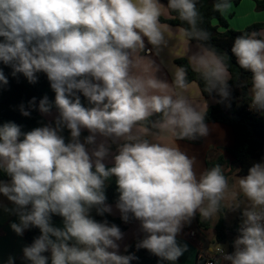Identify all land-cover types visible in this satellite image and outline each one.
<instances>
[{
	"label": "clouds",
	"instance_id": "clouds-1",
	"mask_svg": "<svg viewBox=\"0 0 264 264\" xmlns=\"http://www.w3.org/2000/svg\"><path fill=\"white\" fill-rule=\"evenodd\" d=\"M198 2L0 0V64L29 84L44 73L55 93L54 102L45 95L38 105L33 97L20 113L57 111L27 132L12 121L0 124V172L8 177L0 180V195L12 205L0 201V209L18 217L10 224L18 236L31 228L40 232L22 249L28 264L137 259L120 254L125 233L119 226L95 218L113 212L106 202V182L113 177L121 220L138 221L144 234L137 250L177 264L188 251L178 241L184 227L197 215L219 219L228 200L227 211L240 214L233 251L209 244L203 252L208 264H264V159L232 180L219 163L197 173L196 157L177 143L218 131L208 123L204 96L231 108L232 58L250 74V80L236 81L247 89L249 109L264 113V27L237 35L230 56L211 43ZM231 7V0L212 3L221 16ZM162 17L180 23L173 27ZM165 50L171 81L158 75L160 64L152 58ZM189 71L202 85L198 91ZM8 84L0 68V88ZM53 216L62 218V227Z\"/></svg>",
	"mask_w": 264,
	"mask_h": 264
},
{
	"label": "trees",
	"instance_id": "trees-1",
	"mask_svg": "<svg viewBox=\"0 0 264 264\" xmlns=\"http://www.w3.org/2000/svg\"><path fill=\"white\" fill-rule=\"evenodd\" d=\"M242 0H231L232 4H239ZM257 3V8L259 10L264 9V0H254ZM166 2V0H164ZM213 0H199L198 9L201 14L204 16V24L212 33L211 43L215 45L219 50L228 52L231 56V46L234 38L242 34L245 31L258 30L259 28L264 27L263 23L254 24L249 26L243 31H237L231 29L228 25V21L224 16H221L220 13L214 12L212 10ZM215 21L219 22V25L225 28V31L220 32L218 26L214 24ZM162 22L172 24L176 26L180 23L179 20H170L163 19ZM193 43H195L193 41ZM177 64H187V60L179 59L176 61ZM230 65V71L233 74V81L230 83L232 87L233 101L231 108H226L222 104H216L209 108L208 111V123H222L232 128L235 138V143L233 149L230 150V154L233 157V163L239 168V175H245L247 173L248 167L252 163L261 161L262 151L264 147V117H257V112L249 111L248 108V98H247V89L237 86L238 80H250V74L246 71H243L236 64L235 58H232L228 61ZM0 68H3L5 75L8 77L9 84L3 88H0V124H3L8 121L15 122L17 125L21 126L23 132L30 131L31 129L39 126H43L48 123L42 114L38 110H31V115L28 117L23 116L19 111V106L24 104L27 108L28 101L33 97L36 98L37 105L39 100L45 95L49 98L50 102H54L55 93L50 87V83L47 79V76L44 73H38V81L35 84H29L26 78L22 74H18L16 77L11 75V68L0 64ZM189 79L193 80L194 83L198 84L194 74L189 71ZM199 87L202 85L198 84ZM206 98L208 97L205 94ZM81 102L87 105V101L83 96H81ZM53 110H56L55 107ZM66 140L69 137L67 130L63 132ZM189 142V141H188ZM201 140L193 141L191 143H200ZM219 163L220 165H226L227 161L224 157H219L213 162L207 163V167H212L214 164ZM8 177L0 172V180H7ZM106 196L108 204H115L118 198V192L116 191L115 178L113 177L109 183H106ZM223 213V209L221 210ZM95 216V213H93ZM97 220L107 219L110 224H116L120 227L122 231L126 230L130 224L135 220L130 221L129 223H124L120 217H112L109 214H106L105 217L95 216ZM53 220H60L62 218L59 216H53ZM228 229L226 222L223 216L220 218L219 222L216 225V240L219 243H226L228 239ZM235 233L234 231H232ZM40 235L39 229L31 228L26 230L25 239L27 244L30 245L33 240ZM136 243L132 244L127 252V254H134L137 259L133 260L131 264H167L165 261L159 260L158 257L150 254L147 250L140 249L137 250L135 247ZM47 255V254H46ZM23 255L20 256L15 264H28L23 258ZM177 264H184L180 260ZM199 264H204V259L199 260Z\"/></svg>",
	"mask_w": 264,
	"mask_h": 264
},
{
	"label": "crops",
	"instance_id": "crops-1",
	"mask_svg": "<svg viewBox=\"0 0 264 264\" xmlns=\"http://www.w3.org/2000/svg\"><path fill=\"white\" fill-rule=\"evenodd\" d=\"M223 16L227 19L229 27L237 31H243L254 24H264V9L259 10L257 8V3L254 0H242L237 5L232 4L231 9ZM162 18L166 19L165 17ZM214 24L218 26V30L220 32L225 31V28L221 27L218 21H215ZM152 58L156 60L157 64H160V72L158 75L171 81L172 77L167 68V63L170 59L167 50L162 52L160 57L153 56ZM161 60H163V63H161ZM176 61L174 62L176 63ZM192 87L194 91H198L199 89V86L196 83H193ZM204 98L208 101L209 108L216 105L213 98ZM55 115H57V111L53 110L51 116H42L49 123L52 121ZM212 124L218 126V131L212 132L209 137L201 140L200 143H191L188 141H178L177 143L179 144L181 150L186 151L189 156L196 157L197 164L195 165V168L197 173L206 168L207 163L213 162L219 157H224L227 161L226 165L224 166L226 175H228L230 178L231 176L237 177L239 175V168L233 163V157L230 154V150L233 149L235 143L233 130L231 127L222 123H209L210 126ZM221 132L224 134L223 138L220 137ZM86 135H88V133L87 131H84L82 133V137ZM229 168H231V171H228ZM111 180L112 178L106 183H109ZM0 201H3V203L9 208L12 207V205L2 195H0ZM110 205L113 208V212L110 215L112 217H120V213L118 210H116L115 204ZM224 208L225 207L223 206L222 209L224 210ZM239 215L240 214L238 212V218ZM222 216L223 214H221L219 220ZM219 220L213 223V220H202L197 215L190 225L184 227L182 233L178 236V241L191 246L195 250L194 252L196 255L195 260L193 261L192 259L194 258V255L191 251L192 248L189 249L188 247V251L180 258L181 262L184 264H199V260L204 259L207 256L204 255L203 252L208 248L210 242H214L216 240V229L213 228V225L216 227ZM13 222L18 223V217L13 214L6 213L3 211V209H0V264H6L10 256L14 257L16 261L20 256L23 255V247L28 245L25 239L26 231L22 236H18L10 228V224ZM53 223L58 227L63 226L62 221L60 220H53ZM232 231L237 232L236 229ZM123 232L125 233V237L121 242H119L120 254L126 255L125 247H127L128 250L132 244L137 243L138 240L142 239L144 234L140 231L138 221H134ZM191 232H195L196 235L194 237L191 236ZM188 257L191 259V261H188Z\"/></svg>",
	"mask_w": 264,
	"mask_h": 264
},
{
	"label": "rangeland",
	"instance_id": "rangeland-1",
	"mask_svg": "<svg viewBox=\"0 0 264 264\" xmlns=\"http://www.w3.org/2000/svg\"><path fill=\"white\" fill-rule=\"evenodd\" d=\"M45 119V118H44ZM230 179H235V177L234 176H231V178ZM230 201H228V200H226L225 202H224V210H223V212L225 211V213L223 214L222 212L220 213V215H219V217L221 216V214H223V217H224V220H225V222H226V225H227V229H228V239H227V242L226 243H219L218 241H214V242H210V244L211 245H215V243L217 242L218 244H221V245H223L224 247H225V249H230V248H232V242H233V240L236 238V236L238 235V232H235V233H233L232 232V230H234V229H238V226H239V218L237 217V213L238 212H231V211H227V205H228V203H229ZM217 217H213L211 220H213V223L214 222H217ZM219 220V219H218ZM213 228H215L216 229V227H215V225H213ZM189 247V249H191L192 247L191 246H188ZM233 249V248H232ZM192 252H193V261L195 260V250L192 248V250H191ZM188 259V261L190 260L191 261V259H189V257L187 258Z\"/></svg>",
	"mask_w": 264,
	"mask_h": 264
},
{
	"label": "built area",
	"instance_id": "built-area-1",
	"mask_svg": "<svg viewBox=\"0 0 264 264\" xmlns=\"http://www.w3.org/2000/svg\"><path fill=\"white\" fill-rule=\"evenodd\" d=\"M247 109H248L249 111H251V110L249 109V107H248ZM259 116L264 117V113H257V117H259ZM262 159H264V147H263L262 156H261V160H262ZM190 235L194 237V236L196 235V233H195V232H191ZM225 250L228 251V252L233 251L232 248H230V249H225ZM208 260H209V257L206 256V257L204 258V264H208Z\"/></svg>",
	"mask_w": 264,
	"mask_h": 264
}]
</instances>
